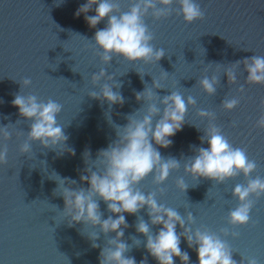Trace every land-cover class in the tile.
I'll return each instance as SVG.
<instances>
[{"label":"water","instance_id":"95a60500","mask_svg":"<svg viewBox=\"0 0 264 264\" xmlns=\"http://www.w3.org/2000/svg\"><path fill=\"white\" fill-rule=\"evenodd\" d=\"M119 2L121 11H127L130 0ZM197 2L205 16L191 24L175 13L159 21L150 16L145 19L154 34L152 44L165 51L158 64H132L113 56L108 65H103L94 35L106 27L107 19L90 28L85 14L75 15L87 0H0V126L15 125L19 120L14 127L24 132L19 139L13 135L7 142L8 164L0 166V264H99L100 251L115 233L108 237L100 233L95 241L99 247L93 248L88 235L98 229L83 223L69 227L61 212L63 198L54 195L58 186L54 173L75 180L73 188H88V183L80 180L81 175L87 174L84 153L89 152V158L95 160L98 151L116 139L113 125H125L126 117L142 107L143 101L138 102L135 94L144 90L145 83L151 87L153 78L165 88L155 89L161 97L174 90L184 97L193 96L197 102L195 107H188L182 130L170 137L171 146L154 145L163 157L182 160L194 156L195 148H207V142L200 140L207 121L196 113L200 109L214 111L222 134L233 147L246 148L249 159L256 161L257 170L252 178H264V130L254 127L261 114L264 85L246 84L248 73L242 63L236 69V84L230 85L224 74L236 61L264 56V0ZM96 7L93 5L86 15H95ZM101 67L106 75L122 83L121 88L113 91L122 94L123 105L110 106L107 101L88 95L99 91V86L92 84L91 75ZM164 71L167 74L161 79ZM139 72L145 73L143 82ZM204 75H215L219 80L213 96L197 84ZM24 78H30L32 83L21 89L18 81ZM241 84L243 93L237 92ZM20 89L22 95H36L45 102L51 98L63 106L57 123L68 137L65 146L52 149L36 142L29 154L20 155L19 145L26 139L31 123L11 103ZM233 97L239 98L240 104L231 112L224 111L221 102ZM68 149L74 150V155ZM184 163L182 160L180 169L171 172L161 186L166 189L161 202L182 216L186 211L192 212L193 228L206 227L219 234L221 228L228 227L240 233L239 238L229 237L227 241L233 259L240 264L243 256H255L259 264H264V197H252L255 204L249 225L232 228L228 225V212L238 204L232 191L236 184L245 183L243 176L216 185L211 180L198 181L185 174ZM181 177L189 186L185 193L176 187V180ZM139 187L145 193L154 191L152 177H147ZM99 206L103 219L111 215L103 200H99ZM124 215L129 226L122 239L132 245L126 256L134 257L137 264L144 258L147 264H158L144 247L146 237L135 228L137 215L149 220L146 209L136 215ZM160 227L152 226V232L157 233ZM176 230L182 231L179 225ZM132 237L141 241L139 247L133 244ZM180 248L189 254L190 264H198L195 248H189L184 238ZM174 260L181 264L179 258Z\"/></svg>","mask_w":264,"mask_h":264},{"label":"clouds","instance_id":"9594fccd","mask_svg":"<svg viewBox=\"0 0 264 264\" xmlns=\"http://www.w3.org/2000/svg\"><path fill=\"white\" fill-rule=\"evenodd\" d=\"M93 5H97L95 15H86ZM173 5L177 7L174 8ZM82 13L85 14V21L90 28H95L102 20L107 19L106 27L97 30L94 35V44L101 50L97 55L103 65H108L113 56L132 64H158L165 56V51L163 48H155L152 44L154 34L145 23L149 16L159 21L175 13L182 16L186 24L202 20L205 16L197 0H130L127 11H121L119 0H87L75 15L79 17ZM241 63L244 71L248 73L246 84L264 85V56L258 55L236 61L225 70L224 74L230 85L237 83L236 69L240 68ZM144 74L140 73L142 82ZM166 74L164 71L161 79ZM18 82L21 89L32 83L30 78ZM91 82L94 86H99L98 92L92 91L88 94L91 98L107 101L110 106L124 104L122 94L113 91L114 88H121L122 83L116 82L112 75H106L104 67L91 75ZM197 84L204 93L213 96L216 94L219 80L215 75L211 78L204 75ZM21 89L11 103L18 108L19 115L31 123L26 139L19 145L20 155L29 154L32 144L36 142L52 149L59 145L65 146L68 137L64 134L63 127L57 123V116L63 106L51 98L45 102L36 95H22ZM155 89L165 88L160 80L153 78L151 87L145 83L144 90L135 94L138 102L143 101L142 107L126 117L125 125H113L116 139L106 148L100 149L95 160L89 158V152L84 153L87 174L81 175L80 180L87 182L88 188H73L75 180L61 178L54 173L58 184L54 195L61 196L64 201V208L60 211L67 219L69 227L83 223L98 229L88 235L93 248L99 247L95 241L100 233L106 237L115 233L114 237L107 239L106 245L100 251L99 264H137L134 257L126 256L132 245L122 239L124 229L129 226L124 213L136 215L143 209H146L149 220L145 221L137 215L136 232L146 237L144 247L158 264H175L174 258H179L181 264H190L189 254L180 248L181 238L186 240L189 248H195L198 264H237L227 241L229 237L239 238L240 233L230 231L228 227L221 228L219 234L206 227L193 228L195 219L192 212L186 211V215L182 216L176 209L161 202L160 198L166 193V189L161 186L171 172L180 169L182 160L185 161V174L198 181L203 178L219 185L242 175L245 183L236 184L232 191V196L238 204L229 210L227 220L232 228L243 227L251 221L250 214L255 204L252 197L256 200L264 197V178L259 175L252 178V173L257 170V163L254 159H249L246 148L233 147L222 134L221 127L216 123V113L203 109L198 110L196 114L202 121H207L200 140L202 143L206 141L208 147L195 148L194 156L182 160L163 157L154 145L161 148L170 147V137L182 130L188 107H195L197 102L193 96L184 97L174 90L161 97ZM237 92H244L243 84L237 88ZM239 104V98H226L221 102V107L224 111L231 112ZM260 108L261 114L254 127L264 130V100L260 101ZM18 122L20 121L16 124ZM15 125L9 123L0 126V141L3 142L0 145V166L8 164L7 142L13 135L17 139L24 135V132L15 129ZM68 151L74 155V150ZM149 176L152 177L155 190L145 193L139 185ZM176 187L184 193L189 188L183 177L176 180ZM99 200L104 201L107 211L111 213L106 219L102 218ZM158 225L161 227L154 234L152 226ZM177 225L182 230L179 233L176 230ZM132 239L133 244L139 247L141 241L135 237ZM243 257L240 264L245 261L246 264H259L255 256ZM140 264H147V258L142 259Z\"/></svg>","mask_w":264,"mask_h":264}]
</instances>
